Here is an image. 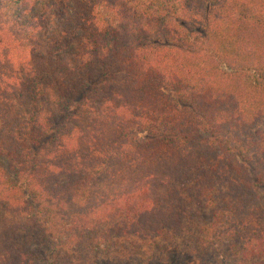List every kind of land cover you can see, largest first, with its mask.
<instances>
[{"label":"trees","instance_id":"obj_1","mask_svg":"<svg viewBox=\"0 0 264 264\" xmlns=\"http://www.w3.org/2000/svg\"><path fill=\"white\" fill-rule=\"evenodd\" d=\"M259 190L264 0H0V264H121L98 231L264 264Z\"/></svg>","mask_w":264,"mask_h":264},{"label":"rangeland","instance_id":"obj_2","mask_svg":"<svg viewBox=\"0 0 264 264\" xmlns=\"http://www.w3.org/2000/svg\"><path fill=\"white\" fill-rule=\"evenodd\" d=\"M258 195L264 211L263 190H259ZM91 238L93 241L98 239L100 245L96 247L95 254H79V258L84 263H90L92 259H102V257L115 258L118 263L123 258L121 264H142L144 261L147 263L150 259H159L161 263L169 261L165 262L166 264H171L174 260H177L176 264H234L238 261L226 256L231 244L230 239H223L220 243L205 248L195 244L192 233L182 237L164 234L159 238H151L145 241L133 236L115 237L110 243H106L98 231L91 233Z\"/></svg>","mask_w":264,"mask_h":264}]
</instances>
